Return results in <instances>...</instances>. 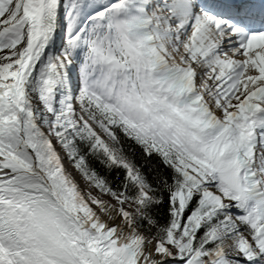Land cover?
<instances>
[{
	"label": "snow or ice",
	"instance_id": "snow-or-ice-1",
	"mask_svg": "<svg viewBox=\"0 0 264 264\" xmlns=\"http://www.w3.org/2000/svg\"><path fill=\"white\" fill-rule=\"evenodd\" d=\"M0 264H264V0H0Z\"/></svg>",
	"mask_w": 264,
	"mask_h": 264
},
{
	"label": "bare ground",
	"instance_id": "bare-ground-1",
	"mask_svg": "<svg viewBox=\"0 0 264 264\" xmlns=\"http://www.w3.org/2000/svg\"><path fill=\"white\" fill-rule=\"evenodd\" d=\"M73 174L76 176V179L81 182L82 181V178L74 171Z\"/></svg>",
	"mask_w": 264,
	"mask_h": 264
},
{
	"label": "rangeland",
	"instance_id": "rangeland-1",
	"mask_svg": "<svg viewBox=\"0 0 264 264\" xmlns=\"http://www.w3.org/2000/svg\"><path fill=\"white\" fill-rule=\"evenodd\" d=\"M80 184H81V187H86L85 182L83 180L80 182Z\"/></svg>",
	"mask_w": 264,
	"mask_h": 264
}]
</instances>
